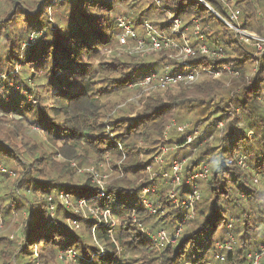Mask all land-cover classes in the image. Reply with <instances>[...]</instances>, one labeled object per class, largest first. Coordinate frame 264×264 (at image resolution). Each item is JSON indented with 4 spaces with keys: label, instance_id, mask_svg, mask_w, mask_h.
<instances>
[{
    "label": "trees",
    "instance_id": "16d2710c",
    "mask_svg": "<svg viewBox=\"0 0 264 264\" xmlns=\"http://www.w3.org/2000/svg\"><path fill=\"white\" fill-rule=\"evenodd\" d=\"M227 1L239 13L241 27L264 38V0ZM152 2L142 8L140 0L0 1V76L6 73L0 80V166L22 168L11 187L2 185L9 181L6 173L0 180V202L15 208L14 214L0 212V217L9 222V216L26 210L21 243L0 235V264H66L62 253L70 249L81 254L82 264H93L85 256L100 255L98 243L104 248L101 264H253L264 247V52L240 43L212 11L228 17V7L219 0H205L207 5L201 0ZM169 14L183 22L184 32L192 31L186 37L195 53L190 62L201 67L202 79L191 89L140 98L136 107L127 102L136 96L130 83L138 88L146 76L167 68L181 72L177 49L145 56L123 50L111 60L100 50L120 43V16L131 19L134 28L149 21L183 43L166 20ZM203 45L224 57L202 54ZM18 65L21 75H13ZM225 66L243 77L250 72V83L230 87L225 78L213 80L203 70L228 74ZM11 81L20 86L18 93ZM174 121L189 128L170 127L166 138ZM206 122L208 133L216 135L223 124L220 135L211 138L215 144L208 141L195 154L179 156L187 146L186 135ZM31 133L41 138L26 143ZM163 145L177 146L163 171L171 172L173 160L187 159L178 187L181 200L192 192L186 185L189 175L208 166L193 217L169 199L170 180L160 173L151 177L146 170L154 167ZM240 146L246 148L241 151ZM241 156L247 167L239 164ZM104 166L111 175L106 181L96 179ZM61 194L66 203L61 204ZM83 201L103 221L101 213L109 211L116 227L99 226V218L90 214L93 222L83 225L82 233L71 232L67 219H84L70 206ZM180 228L175 241L161 250L149 241L148 233L166 230L174 237ZM226 243L232 251L219 249Z\"/></svg>",
    "mask_w": 264,
    "mask_h": 264
},
{
    "label": "rangeland",
    "instance_id": "374dc122",
    "mask_svg": "<svg viewBox=\"0 0 264 264\" xmlns=\"http://www.w3.org/2000/svg\"><path fill=\"white\" fill-rule=\"evenodd\" d=\"M0 1H2V0H0ZM152 1H156V0H140V3H142V8H146L148 6L151 7L153 5V2ZM201 1L204 2L205 5H207V3L205 2V0H201ZM219 1L222 2L225 6L228 7V10H229L228 14L237 13L236 14L238 16L237 21H238V25L240 26V31L242 29L245 32H247V33L249 32L252 35H256L258 37V34H256V32H250V31L245 30V29H243L241 27V25H240V19H239V13L236 10H233L232 7H229L227 0H219ZM161 9H162V11L164 10L163 8H161ZM161 9H160V11H161ZM123 10H125V9H123ZM49 12L52 14L51 10H49ZM164 13H166L165 10H164ZM120 17L127 18L126 16H120ZM127 19H129V18H127ZM168 19L169 20L172 19L171 14H169L168 15V18H166V20H168ZM129 20H131V19H129ZM18 25H19L20 28H22L23 30H25V27H26L25 24H23L22 22H18ZM182 27H183V22H182ZM173 28L176 31H178V30L180 31L181 30V25L179 27L178 26H174ZM135 29H136V32L138 33V37L140 38V41H144L145 43H147L148 40H147V37H146V33H145L144 27L143 26L142 27H138V28L136 27ZM198 31H199V27H197V31L195 33L197 34ZM157 32H159V31H157ZM190 32H192V31L191 30H186L185 31V36L188 37L187 35ZM235 35H236V33H235ZM236 37L238 38V40H240V43L253 46V43H248V42H245V41L241 40L240 35H238V36L236 35ZM34 38L35 37L32 36L31 37V40L32 39L34 40ZM130 38L131 37L128 34H125L124 31L121 32L119 34L120 43L119 44L118 43H115L114 48H112L110 50H102L101 49L100 50L101 56L106 57L107 60H111L114 57L113 56L114 54H119L120 52H123V50H124V52H129L130 54H140L142 56H145L149 52H157V51H153V50H147V48H144L143 46L140 47L139 46L140 43L137 40H134L133 43H130ZM255 40H257V39H255ZM193 57L194 56H191L188 59L190 60ZM223 57H224V52H222V54L220 56L216 57V58L217 59H220V58H223ZM228 71H229L228 74H225V73H221L220 72L219 74H216V75H210V74L209 75H210V78H212L213 80H220V79L225 78L224 81L227 83V86H230V87H238V85L242 81H245L246 83H250V81H251V77H250L251 76V73L250 72H247L245 74V76L243 77L242 76V73L240 71H234V70H228ZM21 72H22V67L18 65L17 70H15L13 72L14 73L13 75H18L19 76V75H21ZM5 74L6 73H4L2 76H0V80L2 78H5V76H4ZM201 79H202V76H201V74H199V77L194 82H192V83H187V84L180 83V84H178L176 86L168 87L166 89L159 88L157 86V83L144 84V85H142V86H140L138 88L132 87L131 88L132 95H134V96L136 95V96L135 97L132 96V98L129 99L127 102L128 103H131V104H135L136 107H138L137 102H138V100L140 98H143V97L146 98L149 95L154 94L156 92L157 93H162V94L167 93V91H170L172 93H176L179 90H181L183 87H188V88L191 89L194 85L198 84L201 81ZM247 81H249V82H247ZM10 86H12V87H14L16 89V93H18V91H20L19 90V87L20 86L19 85H17V86L16 85H13V81L10 82ZM32 87H35V86H32ZM3 91H4V86L0 82V95H2L4 93ZM21 91H23V94H25L24 93V90H21ZM7 99L8 98H6V100ZM29 99H30V101H32V103H35L34 97L29 96ZM207 124L208 123L206 122L203 125V127L199 128V129H196V130H194V132L189 133V134L186 135V137L192 136V140L191 141H188V143H186L187 146L185 145L186 147L185 148H182L181 149L182 151L180 150L181 152L179 153V156H181L182 153L185 152V151H191V152H193L195 154L197 152L196 150H198V148L200 149L201 147H203L205 144L208 143V141L211 142V145H214L215 144V140H212L211 138H212V136H214L216 134L215 133H211V132L208 133V125ZM185 125H186V127L189 128L188 123H186ZM179 126L180 125H177V123L174 121L171 124V126L169 125L167 127V130H166V132L164 134L165 137L166 138L169 137L168 129L170 127H177L178 128ZM218 129L219 130L217 131V135L218 134L220 135V132L219 131H222V127L219 126ZM40 138L41 137H38L35 134L31 133L29 135V137L26 138V143H27L28 139H30V143L29 144H31L33 142V140H39ZM196 144H198V146H196L197 148L195 147ZM176 148H177V146H172L171 147L169 145H163L160 148L158 154L153 159L154 160V167L151 165V166L148 167V169H146L150 173L151 177H154L157 173H160L164 178L170 180V182H171V189L169 190V194L171 193L172 188H173V184H172V180L173 179H172L171 176H169L168 172L163 171L162 169H163V167L165 165L166 158L168 159L169 155L171 154L170 152L171 151L173 152ZM240 148H241V151H242L243 149L246 148V146H240ZM176 160H173L172 161V163H171V169H172V166L174 164V161H176ZM177 161L178 162L179 161L182 162V163L180 162L181 163V168L179 170L180 171V175H181V181H179L180 183L178 182L179 184L177 183L178 185L175 187V192H176L175 199L177 198V202L175 200L171 199L170 197H169V199L177 207L184 208L183 204H184V202L188 198L186 197L187 199L184 198L182 200L179 198L178 194H179L180 191L178 192V187H179V185L181 184V182L183 180V176H182L183 170L182 169L186 166L187 159H185V158L182 159V157H180ZM247 164L249 166V163H247ZM156 166L158 167V170L157 171H155V167ZM203 167H205V165ZM242 167H247L246 163L244 165H242ZM206 168H208L207 165H206ZM88 170L91 171V172H94L95 174H97L95 172V170H94L93 167L89 168ZM103 170L104 171L102 173H100L101 176L98 175V174L96 175V179H98V180L102 179V181H106L109 178V175H111V173H110L111 168H109L108 166H104ZM160 170H162V171H160ZM21 171H22V168H20V167L16 171H9V170L5 169L3 166H0V180L3 179V178H5V176H4L5 173L9 176V177L8 176L6 177V180H9V181L7 183L5 181H3V183L1 182L2 185L4 187L9 188V186L12 184V182L19 176V174H20ZM253 173H254V171H253ZM193 174L194 173H191L189 175V177L187 178L186 185H187V187L190 186L191 189L197 188L198 193L200 194V191H201L202 186H203V181L205 180V178L192 179L191 176ZM200 199L201 198L199 196V199H196L194 201L193 208L192 209H189L190 214H191L190 217H193L195 203L198 200H200ZM60 201H61V204L62 203H66V196H64L63 194H61L60 195ZM0 203H1L0 204V212L1 213L4 214V212H5L8 215H9V213H13L14 214L15 208H14V206H12V203L11 204L10 203H8V204L7 203L6 204H2V202H0ZM70 208H72L76 214H79L80 217H82L84 219L82 221H80V220L79 221H76V220L73 219V217H72L71 220L67 219V225L71 229V232H74V233H77V232H79V233L81 232L82 233L83 232L82 231L83 225H85L86 223H87V225H90L91 222H93L89 218V215L90 214H92L93 216H96L98 218H99V215H100L94 207H92L90 205H87V204L84 205V203H79L78 205L72 204L70 206ZM184 209H186V208H184ZM23 210H24V214L23 215H26L25 214L26 213L25 212L26 210L24 208H23ZM14 216L15 217H13V216L10 217L9 216V219H10L9 222H5L0 217V235H2V236L3 235L4 236H8L10 239L16 240L17 243L19 244V243L22 242V236H23V228H24V225H23V222H22L23 217L21 216V213H17ZM98 220H99V223H98L99 226H103L104 223H105L104 226L107 225V224H110L111 225V224L114 223L115 224L114 228H115L116 225L118 224V221H117L116 218L115 219L114 218L113 219L107 218V220H104V221L99 218ZM110 222H113V223H110ZM55 223H57V222H55ZM180 229L182 230V228H180ZM169 237H170V239L172 238L171 235H169ZM5 242L7 243V240ZM170 243H172V242H170ZM170 243H168V244H170ZM98 247H99L100 252H101L100 255L93 254L92 253L89 256H85L86 257V259H85L86 261L89 260L90 262H93V264H101V261L100 260H101V255H103V251H104L103 249L104 248H103V245L100 244V243H98ZM262 248L264 249V247H262ZM64 254L66 255V258H67L66 264H82L81 261H82L83 258L81 256V254L78 253L77 251H75L74 249H70L69 251L63 252L62 253V256H64ZM61 259H63V258H61ZM60 262L63 263V264H65V262H63V261H60ZM102 264H107V262L102 263Z\"/></svg>",
    "mask_w": 264,
    "mask_h": 264
},
{
    "label": "built area",
    "instance_id": "2783aa9c",
    "mask_svg": "<svg viewBox=\"0 0 264 264\" xmlns=\"http://www.w3.org/2000/svg\"><path fill=\"white\" fill-rule=\"evenodd\" d=\"M219 18L221 21H223L227 26H229L231 29H233L236 33V35H240L241 40L248 42V43H253L255 44L258 49L263 54L264 52V38L257 37L256 35H252L251 33H247L244 30L241 29L240 31V26L238 25L237 18L238 16L236 15L237 13H232L228 14V17L224 18L218 13H216L214 10H212ZM170 21L173 23L174 26H180L181 25V30L177 31L182 35V40L183 43H178L176 40H174L172 37L165 36L164 33L157 32L154 28V26L149 22L145 21L143 24V27L145 29L146 37H147V43L144 41H140V38L138 37V33L136 32V29L133 26V23L131 20L120 17L117 19L118 27L122 29L125 34H128L132 39L137 40L140 43V47L143 46L144 48H147V50H153V51H158L161 50L162 48H176L177 53L176 57L181 65L183 67L181 72H176L172 73L168 68L166 71L163 73H152L148 76H146L141 82L138 83V85L142 86L144 84H150V83H157V86L161 89H166L168 87L176 86L180 83H192L194 82L200 74L199 69H201L200 66H197L194 63H191V59L189 60L191 56H195L194 54V49L189 45L185 32L182 30V21L180 19H170ZM240 33H239V32ZM257 39V40H255ZM33 40V39H32ZM148 47H147V46ZM201 53L206 55V56H211V57H218L222 54L220 51H211L208 49L207 46L203 45L201 46ZM230 70L228 67H224L223 70ZM206 73H209L210 75H216L219 74L220 72L222 73V70H208V68L203 69ZM249 82V81H247ZM134 83H130V88L134 87ZM220 127L223 126L222 123L219 124ZM186 125H180L178 127V130L183 131L185 129ZM192 140V136L186 137V143L188 141ZM240 165H244L246 163L245 157L241 156L238 159ZM181 161H174V164L172 166L171 172H168L169 176L172 177V184L173 188L171 193L169 194V197L177 202V198L175 199L176 192H175V187L180 183L181 181V175H180V168H181ZM245 162V163H244ZM208 174V169H204L201 172L193 174L191 177L192 179H197V178H206ZM179 182V183H178ZM178 183V184H177ZM144 196L147 194V190L145 189L143 191ZM105 194L102 192L101 196L103 197ZM200 194L198 193L197 188H193L192 192L188 194L187 200L184 202L183 206L186 209H192L193 208V203L196 199H199ZM81 203H86L83 201ZM145 206L150 209L151 212H155V209L151 207L150 204L147 203L146 200H144ZM97 210V209H96ZM105 220L107 218H110V213L109 211L102 212L101 213ZM75 222V221H74ZM113 223V222H112ZM115 224H112V227L114 228ZM114 229H111V233L113 232ZM181 229H178L176 232V235L170 239L168 232L166 230H160L157 233H148V238L149 241L155 245L158 250H161L166 244L170 242H174L176 237L180 234ZM219 249H225L227 251H232L233 246L231 243H226V244H219L218 245ZM264 256V249L262 248L259 252L255 253L253 256V264H261V259ZM221 260H225V256L221 255L220 256Z\"/></svg>",
    "mask_w": 264,
    "mask_h": 264
}]
</instances>
